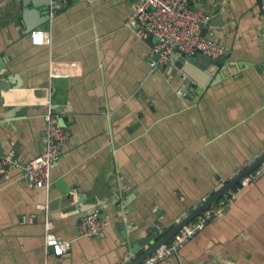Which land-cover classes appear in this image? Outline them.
Wrapping results in <instances>:
<instances>
[{"label": "crops", "instance_id": "1", "mask_svg": "<svg viewBox=\"0 0 264 264\" xmlns=\"http://www.w3.org/2000/svg\"><path fill=\"white\" fill-rule=\"evenodd\" d=\"M63 1L51 20L46 6L0 0L1 73L10 72L0 82L12 83L0 89V152L42 153L52 105L72 133L49 190L20 170L0 176V264H127L138 240L182 222L264 151L262 4L192 2L210 17L203 34L227 47L222 62L174 53L152 71L156 39L137 36L133 0ZM37 29L49 44L32 43ZM233 190L224 212L160 264H264V174ZM96 210L105 228L79 236ZM48 220L72 242L65 256L46 246Z\"/></svg>", "mask_w": 264, "mask_h": 264}, {"label": "built area", "instance_id": "2", "mask_svg": "<svg viewBox=\"0 0 264 264\" xmlns=\"http://www.w3.org/2000/svg\"><path fill=\"white\" fill-rule=\"evenodd\" d=\"M197 0H133L129 22L136 23V34L141 39L154 37L156 44L150 66L152 71H161L174 53L203 54L212 59L223 57L227 47L216 40L207 38L203 34V25L210 17L201 8L192 6ZM261 11L264 16V0ZM63 0H52L45 7V13L53 20L64 9ZM32 43L44 45L50 43L47 31L37 29L32 31ZM59 115L50 106L45 114L47 124L44 151L28 160H22L14 152H0V176L10 173L12 169L20 170L22 178L31 188L50 189L53 185L52 171L62 156L65 145L71 138V131L59 124ZM264 156V151L250 158L230 178V181L241 175L246 169L256 164ZM264 174V162L248 174L239 184L247 186ZM236 198L234 190L223 195L217 205L208 206L197 219L184 225L182 229L168 242L158 247L140 264H160L172 256H178L180 250L191 242L205 228L207 222L215 215L224 212L227 205ZM207 201V200H206ZM106 226L100 211L86 214L79 226V236L91 237L99 234ZM55 222H46V246L51 248L57 257L65 256L72 247V242L61 239L54 232ZM136 260L134 253L126 258L130 264Z\"/></svg>", "mask_w": 264, "mask_h": 264}, {"label": "water", "instance_id": "3", "mask_svg": "<svg viewBox=\"0 0 264 264\" xmlns=\"http://www.w3.org/2000/svg\"><path fill=\"white\" fill-rule=\"evenodd\" d=\"M24 4L28 7L30 3L35 7L37 11L40 8L49 6L52 0H23ZM262 4V1H261ZM182 57L185 58L188 62L199 63V60L190 54L182 53ZM205 58V55H198V58ZM219 59V60H218ZM216 62H222V59L218 58ZM6 68L5 61L0 58V77H10V72L1 73L3 69ZM12 88L11 82H0V89L1 90H8ZM20 88V87H18ZM52 99V95H51ZM52 108L57 112V105H52ZM58 113V112H57ZM68 118L67 117H60L59 124L63 127H67ZM264 162V156L253 166L246 169L241 175L237 176L234 180L230 181L228 184L223 185L219 190H217L216 194L210 198L209 200L201 203L198 208L185 218L182 222L178 223L177 225L168 228L164 233H158V231H149L147 236H143L138 242L134 244L133 253H137V258L130 264H140L142 263L148 256H150L158 247L161 245L168 243L181 229L184 225L188 224L190 221L194 220L203 210H205L208 206L213 204V202L219 200L225 193L235 189L241 181L250 174L253 170H255L261 163ZM101 217L104 219L106 218L105 212H101ZM149 246L148 250H144L145 246Z\"/></svg>", "mask_w": 264, "mask_h": 264}, {"label": "rangeland", "instance_id": "4", "mask_svg": "<svg viewBox=\"0 0 264 264\" xmlns=\"http://www.w3.org/2000/svg\"><path fill=\"white\" fill-rule=\"evenodd\" d=\"M71 131V130H70Z\"/></svg>", "mask_w": 264, "mask_h": 264}, {"label": "trees", "instance_id": "5", "mask_svg": "<svg viewBox=\"0 0 264 264\" xmlns=\"http://www.w3.org/2000/svg\"><path fill=\"white\" fill-rule=\"evenodd\" d=\"M212 205V204H211Z\"/></svg>", "mask_w": 264, "mask_h": 264}]
</instances>
